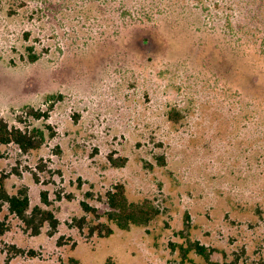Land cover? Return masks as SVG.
Masks as SVG:
<instances>
[{
    "label": "rangeland",
    "instance_id": "rangeland-1",
    "mask_svg": "<svg viewBox=\"0 0 264 264\" xmlns=\"http://www.w3.org/2000/svg\"><path fill=\"white\" fill-rule=\"evenodd\" d=\"M0 119L43 131L0 145V176L59 222L33 235L3 205L0 264H204L188 238L264 264V0H0ZM117 184L161 214L109 223Z\"/></svg>",
    "mask_w": 264,
    "mask_h": 264
},
{
    "label": "trees",
    "instance_id": "trees-1",
    "mask_svg": "<svg viewBox=\"0 0 264 264\" xmlns=\"http://www.w3.org/2000/svg\"><path fill=\"white\" fill-rule=\"evenodd\" d=\"M240 28L238 32H241ZM35 59H32V61ZM30 114H34L30 111ZM177 119L171 115L173 122L179 121V115H175ZM45 142V135L41 130L22 131L18 128H11L3 120L0 119V145L16 144L23 152H29L40 148ZM111 164L116 167H122L126 163V159L118 160L110 158ZM43 203L47 204V198L43 195ZM106 202L109 207L107 212V221L115 224L120 230L128 231L132 226L146 227L161 211L152 200H144L139 203L130 202L126 195L125 187L122 184H117L112 190L106 194ZM9 206V211L15 214L26 226L32 230L33 235H39L41 228L48 224L51 229H57L58 220L50 210L43 209L39 206L30 210V202L26 191H21L18 194L10 195L5 187L4 178L0 176V213L3 205ZM82 209L87 214H94L97 217L96 210L89 207L87 203H81ZM79 228H83L85 218L76 220ZM7 226L0 221V237L5 234ZM97 234L100 238H108L113 235V229L108 223H97L90 228V235ZM177 247L184 259L188 258L189 253L194 252L197 256L204 260V264H237L236 260L223 263H217L212 260V251L202 245L198 241L187 239L186 246L172 245V248Z\"/></svg>",
    "mask_w": 264,
    "mask_h": 264
}]
</instances>
